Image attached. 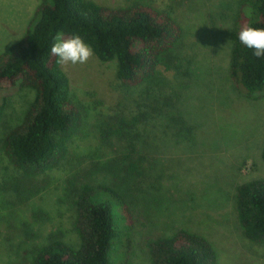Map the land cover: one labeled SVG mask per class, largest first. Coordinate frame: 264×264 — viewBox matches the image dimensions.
Here are the masks:
<instances>
[{
	"label": "rangeland",
	"instance_id": "obj_1",
	"mask_svg": "<svg viewBox=\"0 0 264 264\" xmlns=\"http://www.w3.org/2000/svg\"><path fill=\"white\" fill-rule=\"evenodd\" d=\"M44 1L0 0V55L24 38ZM89 1L109 7L139 3ZM201 1L146 0L172 13L185 29L183 55L193 61L192 79L186 88H180L174 75L166 76L168 90L180 89L177 113L196 127V136L194 143L184 145L180 134L174 139L160 130L150 133L156 172L134 187L133 212L143 226L138 224L125 237L121 207L109 199L115 229L124 244L115 254L112 246L113 264H152L148 239L168 237L181 229L210 238L219 264H264V248L245 239L233 204L237 185L264 179V92L256 99L245 96L229 73L233 48L230 32L243 0ZM207 10L211 20L205 14ZM63 69L71 80L73 95L83 106L86 126L72 143L70 157L41 176L34 191L21 188L20 174L9 164L2 146L9 130L23 121L36 93L12 89L1 95L0 90V103L5 105L0 125V217L9 213L33 217L22 236L10 235L0 226V264H31L33 251L51 237L78 243L73 231L71 180L109 186L127 195L138 182L117 162L122 156L118 143L104 146L99 139L100 126L129 96L116 78L117 63H102L93 55L87 63L67 64ZM156 83L165 81L160 77ZM138 95L137 91L134 98ZM153 185L155 188H151Z\"/></svg>",
	"mask_w": 264,
	"mask_h": 264
},
{
	"label": "trees",
	"instance_id": "obj_2",
	"mask_svg": "<svg viewBox=\"0 0 264 264\" xmlns=\"http://www.w3.org/2000/svg\"><path fill=\"white\" fill-rule=\"evenodd\" d=\"M138 2L109 7L89 0H45L24 38L0 55L1 95L12 89L36 93L23 121L9 130L2 146L26 192L34 191L41 176L70 157L72 143L86 126V114L72 93L71 80L51 53L57 34L64 38L79 34L99 61H115L116 78L130 96H125L115 115L100 126L99 139L104 146L118 143L122 156L117 162L138 182L127 195L109 186L71 180L73 231L78 243L51 237L33 251L31 264H113L112 246L115 254L123 240L117 235L109 199L121 207L125 237L138 224L143 226L133 212L134 187L156 172L150 133L160 130L174 139L180 134L184 145L195 142L196 127L177 113L180 89L168 90V74L180 81V88H186L192 79L193 61L183 55L185 29L169 11L146 0ZM241 7L230 32L229 73L245 96L256 99L264 92V57L254 56V50L241 44L238 36L245 27L264 28V0H243ZM160 77L165 84L157 85ZM137 91L138 99L134 98ZM4 111L5 105L0 103V125ZM261 158L264 162V148ZM233 192L237 222L245 239L264 248V179L239 184ZM32 221L31 216L9 213L0 217V226L10 235L22 236ZM146 247L152 264H219L212 240L198 231L181 229L168 237L150 238Z\"/></svg>",
	"mask_w": 264,
	"mask_h": 264
},
{
	"label": "clouds",
	"instance_id": "obj_3",
	"mask_svg": "<svg viewBox=\"0 0 264 264\" xmlns=\"http://www.w3.org/2000/svg\"><path fill=\"white\" fill-rule=\"evenodd\" d=\"M238 39L245 47L254 50V56L264 57V28L245 27L239 32ZM51 53L63 66L87 63L94 55V50L79 34H74L70 38L57 34L55 43L51 47Z\"/></svg>",
	"mask_w": 264,
	"mask_h": 264
}]
</instances>
